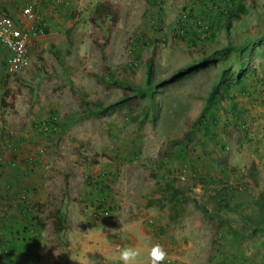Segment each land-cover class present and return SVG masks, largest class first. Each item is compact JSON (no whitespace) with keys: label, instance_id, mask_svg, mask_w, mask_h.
Masks as SVG:
<instances>
[{"label":"rangeland","instance_id":"obj_1","mask_svg":"<svg viewBox=\"0 0 264 264\" xmlns=\"http://www.w3.org/2000/svg\"><path fill=\"white\" fill-rule=\"evenodd\" d=\"M29 2L28 67L8 75L1 48L0 264H121L129 245L150 264L156 243L161 264H264V0H0V17L24 27Z\"/></svg>","mask_w":264,"mask_h":264},{"label":"built area","instance_id":"obj_2","mask_svg":"<svg viewBox=\"0 0 264 264\" xmlns=\"http://www.w3.org/2000/svg\"><path fill=\"white\" fill-rule=\"evenodd\" d=\"M22 17L29 21L27 25L21 27L10 16L0 17V44L6 51V70L10 76L23 72L30 63V46L35 37L44 34L43 28L35 24V4L27 3L22 11ZM52 126L47 122L40 125L39 129L44 132L49 131ZM26 194H21L25 198ZM110 214L107 202L102 200L99 204L98 216L100 219Z\"/></svg>","mask_w":264,"mask_h":264},{"label":"clouds","instance_id":"obj_3","mask_svg":"<svg viewBox=\"0 0 264 264\" xmlns=\"http://www.w3.org/2000/svg\"><path fill=\"white\" fill-rule=\"evenodd\" d=\"M140 255V250L135 246H124L119 250V260L121 264H134L137 257ZM164 247L159 244H153L149 250L150 264H161L166 258Z\"/></svg>","mask_w":264,"mask_h":264},{"label":"crops","instance_id":"obj_4","mask_svg":"<svg viewBox=\"0 0 264 264\" xmlns=\"http://www.w3.org/2000/svg\"><path fill=\"white\" fill-rule=\"evenodd\" d=\"M26 5V4H25ZM24 5V6H25ZM23 6V7H24ZM13 7V6H12ZM23 7L20 9V11H22V9H23ZM36 25H38V23H35ZM32 45V44H31ZM4 49L2 46H1V44H0V63H1V55H3L2 53H3V51H2V49ZM5 50V49H4ZM4 57V56H3ZM3 63H5V60H4V62ZM7 159L5 160L8 164L6 165V162H5V164H3V166L5 167V174H4V176H5V179L8 181H10L11 183H13V182H16V181H18L20 184H22V185H27V183H28V180L27 179H25V178H23V176H21L20 174H17L14 170H11V169H14V167H12L10 164H11V159H10V156H8V157H6ZM17 177V178H16ZM35 181H34V183L35 182H38L37 180H36V177H35V179H34ZM34 183H30V184H34ZM39 183V182H38ZM145 236H147L146 234H145ZM144 236V237H145ZM148 237V236H147ZM149 237H151V236H149ZM139 250H140V252L142 251L141 250V248H138ZM147 262H149V260L147 261ZM147 262H144V263H147ZM138 263V261H135L134 262V264H137ZM141 263H143V262H140L139 264H141Z\"/></svg>","mask_w":264,"mask_h":264},{"label":"trees","instance_id":"obj_5","mask_svg":"<svg viewBox=\"0 0 264 264\" xmlns=\"http://www.w3.org/2000/svg\"><path fill=\"white\" fill-rule=\"evenodd\" d=\"M107 6H109V4H105V3H100V4H98L97 6H96V10H103V9H105V7H107ZM110 7V6H109ZM241 11H245V8L242 6L241 7ZM232 50H234V47L233 46H227V47H224V48H222V49H220L219 50V52H230V51H232ZM151 68V62L148 64V69H150ZM130 98L131 97H124V98H122V99H120V100H118V101H115V102H113V103H111L110 105H109V107L108 108H112V107H114V106H116V105H119V104H122V103H125V102H127V101H129L130 100ZM217 98V96L215 95V94H213L212 95V98H211V102H214L215 101V99ZM107 108V109H108ZM204 112H206V110H204Z\"/></svg>","mask_w":264,"mask_h":264}]
</instances>
